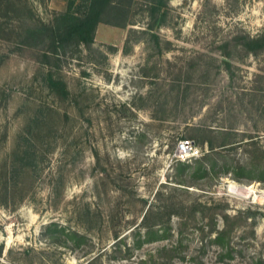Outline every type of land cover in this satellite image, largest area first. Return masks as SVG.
I'll list each match as a JSON object with an SVG mask.
<instances>
[{
    "label": "rangeland",
    "instance_id": "rangeland-1",
    "mask_svg": "<svg viewBox=\"0 0 264 264\" xmlns=\"http://www.w3.org/2000/svg\"><path fill=\"white\" fill-rule=\"evenodd\" d=\"M118 1L127 25L55 52L32 36L83 0H0V264H264V0Z\"/></svg>",
    "mask_w": 264,
    "mask_h": 264
},
{
    "label": "trees",
    "instance_id": "trees-1",
    "mask_svg": "<svg viewBox=\"0 0 264 264\" xmlns=\"http://www.w3.org/2000/svg\"><path fill=\"white\" fill-rule=\"evenodd\" d=\"M168 1L169 0H150L152 5L151 10L160 11L161 9L167 7ZM73 4L74 3L71 4V7L66 12L56 18L53 25H43L44 27L41 25L42 27L37 29L36 34L41 33V35L32 36V40L35 42V45L48 41L49 47H51V49L55 52L65 50L69 44H74L76 46L81 44L90 46L95 40L96 29L100 23L103 22L115 26L127 25L129 23L127 22L128 11L118 0H83L82 4L79 6L82 9H78L77 11L72 10ZM103 13H107L109 18L102 16ZM252 42L256 44L255 49L264 47V34ZM31 133L34 135V131ZM207 143L210 146L208 153L203 154V152V156L201 155V158L199 157V159L195 160L199 166L195 170L194 174H197L200 171L203 173L214 171L215 173L220 174L219 171L221 169H224V173L231 171V173L235 174L236 170L230 168V166L223 164V167H221V165H218L213 156L215 154L220 155L221 152L216 153L217 147L210 142ZM203 144H205V142ZM224 146L225 144L219 147ZM38 152L39 149L38 146L35 145L34 140L28 138L25 144L21 147L19 154L16 155L14 161H12L10 170L12 177H21L25 171L36 167L40 159L37 155ZM178 162L182 163L186 161ZM182 182H184V180H180V183ZM148 214L150 215L151 213L147 212L146 216ZM55 231L58 232V230ZM59 231L64 233L65 229L62 228ZM160 236L165 237V235L159 234V230L150 229L146 232L145 238L139 242L137 247L142 246L144 242L151 241L152 239ZM221 237L222 233H219L216 239H220ZM72 238H76L77 241H84L86 236L74 233ZM116 238H119V234H116ZM93 260H91V262Z\"/></svg>",
    "mask_w": 264,
    "mask_h": 264
},
{
    "label": "built area",
    "instance_id": "built-area-1",
    "mask_svg": "<svg viewBox=\"0 0 264 264\" xmlns=\"http://www.w3.org/2000/svg\"><path fill=\"white\" fill-rule=\"evenodd\" d=\"M200 153L202 154L201 149L193 140L182 139L177 143L175 157L177 161H188L199 157Z\"/></svg>",
    "mask_w": 264,
    "mask_h": 264
}]
</instances>
